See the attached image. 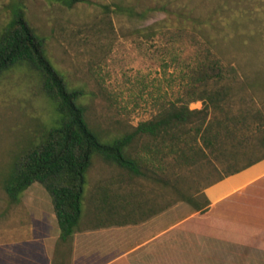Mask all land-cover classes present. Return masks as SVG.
<instances>
[{
  "label": "rangeland",
  "instance_id": "1",
  "mask_svg": "<svg viewBox=\"0 0 264 264\" xmlns=\"http://www.w3.org/2000/svg\"><path fill=\"white\" fill-rule=\"evenodd\" d=\"M113 3L158 9L141 19L99 6ZM16 10L45 38L54 68L71 88L84 92L87 120L105 141L153 119L161 103L181 97L190 68L209 50L246 72L250 85L264 81L253 72L263 60L264 0H85L72 6L60 0H0V34ZM244 90L262 92L249 85ZM203 106L201 100L189 104L192 110ZM55 114L35 71L18 66L2 76L1 247L36 250L46 227L55 245L58 241L52 197L42 184L31 185L16 204L4 190L16 160L40 143ZM154 144L148 138L135 144L136 155L162 165L160 170L151 164L147 176L133 175L100 155L93 158L82 228L94 239L97 264L111 259H118L116 264H264V256L216 257L201 249L200 214L182 196L202 200L199 194L224 170L205 154L200 137L194 131L189 135L186 160H177L167 147L154 154Z\"/></svg>",
  "mask_w": 264,
  "mask_h": 264
},
{
  "label": "trees",
  "instance_id": "2",
  "mask_svg": "<svg viewBox=\"0 0 264 264\" xmlns=\"http://www.w3.org/2000/svg\"><path fill=\"white\" fill-rule=\"evenodd\" d=\"M60 1L72 6L85 0ZM99 6L106 13L141 19L158 9L148 7L138 11L119 3ZM261 46L264 49V40ZM262 54L260 66L253 71L258 78L264 76ZM25 65L39 74L43 91L53 102L56 114L40 143L16 160L4 180V190L12 204L20 202L24 191L34 183L42 184L49 192L61 230L54 264H68L69 244L81 230L87 176L96 155L133 175L147 176L153 170L152 165L160 170L162 165L136 155L135 144L139 139L154 140L155 148H150L154 154L159 152V146L167 147L177 155V160H186L189 135L194 131L205 154L211 155L224 170L206 188L264 159V81L250 85L246 72L224 63L210 50L190 68L181 97L161 103L153 119L140 122L111 141L103 140L91 128L82 103L84 92L71 88L64 75L54 68L47 57L45 38L36 33L21 10H16L0 34V80L7 71ZM246 85L262 92L246 94ZM198 100L203 101V108L190 109L189 104ZM199 195L202 200L194 195L182 197L196 211L207 212L211 202L204 192Z\"/></svg>",
  "mask_w": 264,
  "mask_h": 264
},
{
  "label": "crops",
  "instance_id": "3",
  "mask_svg": "<svg viewBox=\"0 0 264 264\" xmlns=\"http://www.w3.org/2000/svg\"><path fill=\"white\" fill-rule=\"evenodd\" d=\"M204 193L211 202L210 208L204 213L197 212L200 246L206 255L264 256V159L207 187ZM82 224L69 244L68 264H97L94 239ZM159 228L155 226L152 230L157 232ZM60 234L57 228L59 238L55 245L46 227L40 233L36 250L25 248L21 252L13 245L0 246V264H54ZM117 261L111 259L100 264Z\"/></svg>",
  "mask_w": 264,
  "mask_h": 264
}]
</instances>
